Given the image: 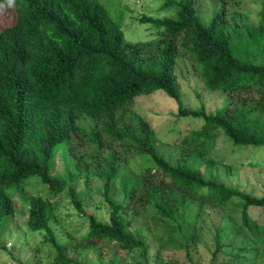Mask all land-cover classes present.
Instances as JSON below:
<instances>
[{
  "label": "trees",
  "instance_id": "16d2710c",
  "mask_svg": "<svg viewBox=\"0 0 264 264\" xmlns=\"http://www.w3.org/2000/svg\"><path fill=\"white\" fill-rule=\"evenodd\" d=\"M221 1L203 25L194 0H162V8L174 9L175 17L142 15L138 21L158 30L157 38L130 43L99 0H0V11L8 7L4 12L12 21L0 29V229L15 213L8 190L21 188L28 230L43 232L55 251L47 264H79L69 251L95 247L138 250V264L157 263L159 251L150 248L141 230L131 229L138 211L164 224L174 245L178 233L184 236V219L179 225L178 216L191 205L234 207L243 227L255 229L258 238L264 234V226L250 216L251 209L264 210V196L210 176L217 170L213 150L221 136L233 146L264 150V62H257L264 60V0L256 25L238 9L242 0ZM179 54L191 60L207 90L227 93L224 109L209 114L204 107H183L175 73ZM157 91L177 102L176 117L203 119L199 129L179 140L175 163L157 152L150 123L126 110L136 96ZM58 152L69 161L63 173L54 174ZM142 156L152 163L143 161L138 174L127 176L125 160ZM32 177L48 197L24 194ZM79 179L102 182L107 223L83 209L75 185ZM116 183L124 194L121 203L110 196ZM62 193L88 224L73 248L60 243L50 227L51 199ZM258 240L236 248L237 264H244L242 258ZM198 241L197 232L184 239L187 255Z\"/></svg>",
  "mask_w": 264,
  "mask_h": 264
},
{
  "label": "rangeland",
  "instance_id": "374dc122",
  "mask_svg": "<svg viewBox=\"0 0 264 264\" xmlns=\"http://www.w3.org/2000/svg\"><path fill=\"white\" fill-rule=\"evenodd\" d=\"M106 11L116 22L124 35L125 42H149L157 38L158 30L148 23H140L142 15L152 18H174L172 8H162V0H99ZM178 1V0H175ZM200 21L207 25L213 14L222 6L221 0H194ZM262 0H242L239 10L246 15L248 21L257 24L258 13ZM8 7L4 8L8 12ZM4 10L0 11V29L12 23ZM10 15V14H9ZM264 62L263 58L257 62ZM175 73L180 87V101L186 109L198 110L204 107L209 114H216L227 106L228 95L222 91L207 90L197 73L194 71L190 59L179 54L176 59ZM126 110L136 113L150 123L153 128V142L157 152L162 154L170 163H175L179 153V140L192 131L199 129L202 118H178L177 102L166 96L162 91L150 95H138ZM90 119V118H89ZM93 123L87 124L91 127ZM77 141H74L76 143ZM217 170L211 173L216 180L227 187L243 191L247 194L264 196V150L250 146H233L225 136L219 137L213 150ZM144 157V156H142ZM133 157L125 160L123 172L127 176L138 174L143 161L151 164L148 157ZM68 157L58 152L54 160V174H61L68 163ZM197 166L203 169L202 164ZM129 173V174H128ZM207 178L209 174H206ZM76 190L82 198V207L87 213H92L97 220L108 222V206L103 198V184L98 179L85 184L82 179L76 182ZM121 183H116L110 191L111 198L116 203L124 200ZM24 194L26 196L48 197L49 192L39 182L38 177L30 178ZM15 202V213L6 223L0 233V264H47L55 256L51 245L44 242L45 234L32 232L27 228V207L22 206L25 196L21 188L8 190ZM52 204L55 214L50 227L60 243L70 242L81 238L87 231V220L74 208L65 193L53 197ZM130 210L137 211L135 204H130ZM198 211V212H197ZM197 212V213H196ZM182 216V217H181ZM178 216V224L184 219V236H175L177 245L169 243L166 226L147 213L138 211V215L131 226L132 230H141L150 248L159 251L157 263L152 264H237L241 258L235 255L237 247L246 245V241H256L255 248H248L242 258L244 264H264V234L257 237L242 226L239 210L231 207L222 209L206 204L201 209L197 205L187 207ZM251 221L264 226V210L251 209ZM187 219V221H186ZM197 232L199 241L190 245L187 255L182 244L191 233ZM216 240L221 249L216 251ZM164 245L160 247L159 245ZM235 249H231V247ZM69 247V248H71ZM69 255L79 264H138L140 251L127 253L113 251L108 248L69 251ZM217 252L215 255L214 253ZM17 260V261H16ZM153 261V260H152Z\"/></svg>",
  "mask_w": 264,
  "mask_h": 264
}]
</instances>
